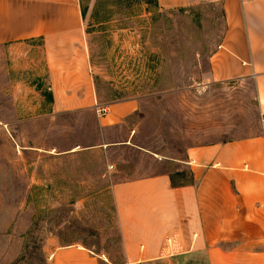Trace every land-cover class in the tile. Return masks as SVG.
<instances>
[{
    "label": "rangeland",
    "instance_id": "374dc122",
    "mask_svg": "<svg viewBox=\"0 0 264 264\" xmlns=\"http://www.w3.org/2000/svg\"><path fill=\"white\" fill-rule=\"evenodd\" d=\"M80 6L96 109L56 106L42 51L0 46V264H52L60 247L73 244L99 264H119L113 182L167 170L188 182V167L172 161L188 147L264 133L254 80L208 75L226 30L221 1ZM125 100L135 101L136 111L102 127L98 108ZM219 260L234 257L190 252L131 264Z\"/></svg>",
    "mask_w": 264,
    "mask_h": 264
},
{
    "label": "crops",
    "instance_id": "0c3cea01",
    "mask_svg": "<svg viewBox=\"0 0 264 264\" xmlns=\"http://www.w3.org/2000/svg\"><path fill=\"white\" fill-rule=\"evenodd\" d=\"M218 1L226 30L209 57V78L253 79L264 114V0ZM193 2L158 0V6ZM7 44L42 51L56 106L96 109L80 0H0V46ZM107 108L99 114L102 127L126 122L137 104ZM172 159L188 167L190 181L174 183L167 170L111 184L124 253L119 264L190 252L234 257L211 264H264V133L191 146L183 159ZM82 248L60 247L52 264H99Z\"/></svg>",
    "mask_w": 264,
    "mask_h": 264
},
{
    "label": "built area",
    "instance_id": "2783aa9c",
    "mask_svg": "<svg viewBox=\"0 0 264 264\" xmlns=\"http://www.w3.org/2000/svg\"><path fill=\"white\" fill-rule=\"evenodd\" d=\"M107 111H108V108L107 107H99L98 108V112H100V113H105ZM261 205L264 207V203L261 204Z\"/></svg>",
    "mask_w": 264,
    "mask_h": 264
},
{
    "label": "trees",
    "instance_id": "16d2710c",
    "mask_svg": "<svg viewBox=\"0 0 264 264\" xmlns=\"http://www.w3.org/2000/svg\"><path fill=\"white\" fill-rule=\"evenodd\" d=\"M157 3H158V0H157ZM180 174H182V173H180ZM174 180V179H173ZM174 183H177V182H175V180H174ZM180 183H182V182H180Z\"/></svg>",
    "mask_w": 264,
    "mask_h": 264
}]
</instances>
